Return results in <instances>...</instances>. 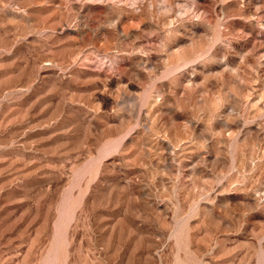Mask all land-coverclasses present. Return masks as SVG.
I'll return each instance as SVG.
<instances>
[{
	"label": "rangeland",
	"instance_id": "374dc122",
	"mask_svg": "<svg viewBox=\"0 0 264 264\" xmlns=\"http://www.w3.org/2000/svg\"><path fill=\"white\" fill-rule=\"evenodd\" d=\"M0 264H264V0H0Z\"/></svg>",
	"mask_w": 264,
	"mask_h": 264
}]
</instances>
